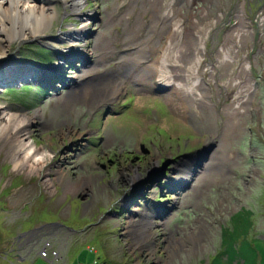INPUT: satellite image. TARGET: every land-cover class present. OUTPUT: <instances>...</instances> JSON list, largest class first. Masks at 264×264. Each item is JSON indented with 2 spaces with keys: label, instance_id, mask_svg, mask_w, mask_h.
Listing matches in <instances>:
<instances>
[{
  "label": "rangeland",
  "instance_id": "1",
  "mask_svg": "<svg viewBox=\"0 0 264 264\" xmlns=\"http://www.w3.org/2000/svg\"><path fill=\"white\" fill-rule=\"evenodd\" d=\"M46 1L54 19L40 37L11 41L3 67L38 60L36 47L58 55L72 39L85 58L43 88L31 74L0 80V109L37 113L24 135L50 154L30 173L14 167L9 137L0 139V239L51 240L66 264H264V0H173L168 19V0H82L74 10L70 0ZM83 21L86 35L68 38ZM176 21L183 70L174 77L208 31L195 98L153 73L177 40ZM111 79L123 84L113 101L61 109L76 87ZM19 224L17 236L3 230Z\"/></svg>",
  "mask_w": 264,
  "mask_h": 264
},
{
  "label": "bare ground",
  "instance_id": "2",
  "mask_svg": "<svg viewBox=\"0 0 264 264\" xmlns=\"http://www.w3.org/2000/svg\"><path fill=\"white\" fill-rule=\"evenodd\" d=\"M70 1H71L70 4H72L71 9L73 10L80 7L82 3V0H70ZM172 3L173 0H168L164 3L163 15L161 16V18L162 17L163 19L170 18L172 11L171 10ZM53 19H54V11L52 10L51 3L49 1L42 2L41 0L39 2V0H0V44H2L0 46V61H3L5 58H7V53H8L7 46L10 44L11 41H17L22 38L27 39L28 37L30 38L40 37L38 35L43 34V32L48 28V26L50 25ZM85 21H90L89 17H87ZM85 21L82 22L83 29L78 33L75 32L76 34L70 33L68 38L71 39L74 38L72 37V35L75 37H84L86 35V32H84V30L87 27V25H85L86 23ZM182 33L183 30H182L181 22L180 21L174 22L172 25V29L169 32V35H173L174 38H176L177 40L176 42H173V39L169 38L167 42V46L166 47L163 46L164 47L162 49L164 50L163 54L158 59V61H156L155 64L156 68L154 69L153 73H155L156 75V81L162 83L163 86L176 90L178 93L183 94L185 97L195 98L194 96H196L197 93L196 87L200 82V77L198 76L199 68L202 62L200 55L203 52L202 50L204 48V42L206 40L205 38L208 31L204 32L203 36L202 37L200 36L198 38L199 48L195 52L193 63L190 66H188L186 69H184V76L176 75V77H174L172 75V69L174 70L176 68L180 72H182L183 70V68H181L180 66V63L178 62L179 59L178 56L180 53L179 49H181L179 44ZM73 40L75 39H72V41ZM69 42L71 44V41ZM75 45H72L71 47L73 48ZM147 47L142 48L140 52L143 53V55H145L146 57H149L151 56V51H153V49L151 48L147 49ZM222 53H223V58L221 62L230 63L231 50L223 49ZM63 56L64 55H62V57ZM57 57H60V55L58 54ZM0 63H5V62H0ZM68 65L70 66L73 64L70 63ZM7 66L8 65H6L5 67ZM124 70L126 69L123 68L122 72ZM34 72H31L30 70L28 72L27 71L25 72L19 70L18 67H15V70L12 71V65H10L3 73V75L5 76H2L6 78H0V80L27 82L26 79L31 78V75L35 76V74H39V73L45 74L43 72H39L35 70ZM146 72L150 74V71L147 70ZM36 78L37 77H35V79ZM175 80H177L178 82H175ZM114 81L115 80L113 79L111 82L104 81L99 85L85 84L80 88L76 87L75 89L76 92H73L72 90L71 92L65 95L63 101H61L60 104L61 109L72 107L74 104L77 105V103H82V101L85 100V98H88V100L92 102L91 104L93 103L95 104L97 101H100L99 103H101L102 101L104 102L105 100L113 101L118 96L117 94L118 91H121L123 88V84L121 82L120 83L117 82L115 86ZM139 81H141V79H139ZM37 117L38 114L35 112L32 116H30V115H20L19 113H14V112H8V110L2 108L0 109V139L9 137L8 139L12 144L11 146L14 148L13 151L14 167L15 168L28 167L30 173H35L37 170L40 171L42 169V166L45 163H47L48 162L47 160L50 158V154L44 152V150H40V149L39 151L36 150L35 146L31 144L27 135H24V133L28 129V126L32 123V121L36 120ZM28 161H31L32 165L28 166L27 164ZM203 162H204L203 160L200 161V163H202L203 166H200L198 169L204 168ZM197 167L198 166H196V168ZM193 173H195L193 177L194 179L198 175V172L195 171ZM186 178L189 179V177ZM190 179H192V177H190ZM173 183H175V181H173ZM147 240H143V242L144 241L146 242Z\"/></svg>",
  "mask_w": 264,
  "mask_h": 264
},
{
  "label": "crops",
  "instance_id": "3",
  "mask_svg": "<svg viewBox=\"0 0 264 264\" xmlns=\"http://www.w3.org/2000/svg\"><path fill=\"white\" fill-rule=\"evenodd\" d=\"M26 233L20 237V238H15L12 240V243L9 244V242L7 243V251H3L0 245V260L5 261L7 258L3 259V255L9 252L14 251V255H12V257H10V259H12V261L10 263L7 262H2V264H14V261L17 260L18 264H37L38 261L40 262V264H66V262L68 261L65 257H63V252L61 250H58V246L55 243L53 244L52 249L57 251L58 256L56 258H48L47 260H43L40 259L37 255V250H35L34 252L32 251V248L34 247V245L32 246V240L33 237H27L25 236ZM46 241V240H45ZM38 242H40L39 240L36 242V244H38ZM25 243V244H23ZM41 243V242H40ZM39 243V244H40ZM38 244V248L41 247V244ZM51 250V247L50 249Z\"/></svg>",
  "mask_w": 264,
  "mask_h": 264
},
{
  "label": "clouds",
  "instance_id": "4",
  "mask_svg": "<svg viewBox=\"0 0 264 264\" xmlns=\"http://www.w3.org/2000/svg\"><path fill=\"white\" fill-rule=\"evenodd\" d=\"M37 45H39V46H41V47H44L43 45H40V44H37ZM73 44L71 43V45H70V47L72 46ZM69 47V48H70ZM48 48V50L51 52H49V55L51 56V58H53V57H55V56H57L49 47H47ZM44 49H46V48H44ZM47 50V49H46ZM64 51H66V50H64ZM58 54H60V56H62V55H64L63 53H62V51H60V52H58ZM10 57H14V56H10ZM9 57V58H10ZM8 58V57H7ZM7 58H5L3 61H0V62H7L8 61V59ZM83 58H85V56H84V54L82 55V59ZM45 61H48V60H44V59H38V60H35L33 63H30V64H35V65H40V66H44L45 65ZM10 65V64H9ZM8 65V66H9ZM7 66V67H8ZM15 66L16 65H12V69H14L15 70ZM7 67H3V65H2V63H0V68H2V69H7ZM21 70H23V68L21 69ZM31 71V70H30ZM43 71H46V70H41V71H39V72H43ZM31 72H34V71H31ZM43 73H45V72H43ZM59 74H61V75H58V76H62L64 73H60V71H59ZM36 76H37V78L35 79V81L37 82V83H41V84H45V82H47V81H44V80H50V79H52L53 77H58V76H48V74L47 73H45V74H42V73H39V74H35ZM35 76V77H36ZM0 78H2L1 76H0ZM4 78H6V77H4ZM57 80H59V78L57 79ZM57 80H55V81H57ZM165 167H166V165H165ZM169 169H163L162 170V174H163V176H165V174H166V172L168 171ZM186 170V169H185ZM170 179H172V178H168V180H170ZM42 249H45L46 250V252L48 253V258H56L57 256H58V254L56 253V255H52L53 253H55V252H53V251H50L49 250V247L48 246H46V248L44 247V248H42ZM41 249V250H42ZM40 250V251H41ZM40 251H39V253H40ZM15 253H13L12 255H14ZM11 255V256H12ZM40 258V257H39ZM47 258V259H48ZM40 259H43V258H40ZM47 259H43V260H47Z\"/></svg>",
  "mask_w": 264,
  "mask_h": 264
},
{
  "label": "trees",
  "instance_id": "5",
  "mask_svg": "<svg viewBox=\"0 0 264 264\" xmlns=\"http://www.w3.org/2000/svg\"><path fill=\"white\" fill-rule=\"evenodd\" d=\"M37 49H38V51H40L41 52V54L40 55H37V57H40L39 59L41 60V59H44V60H51L52 58H51V56L50 55H43V53L44 52H46V50L44 49V48H39V47H36ZM46 57V58H45ZM24 222V221H23ZM3 230L5 231V233L6 232H8V233H6L7 235H10V236H12V237H14V233H13V230L15 231V232H17V235L18 234H21L22 232H23V230H22V227L20 226V224L17 226V225H15L13 228H11V229H9V228H4L3 227ZM17 235H15V236H17ZM39 240V236H34L33 237V239L32 240H30V241H32L31 243H32V246L34 245V247L32 248V251L34 252L35 250H37V254H38V252L42 249V248H46V246H48L49 247V249H50V247H51V250L50 251H53V252H55V254L57 253V251H55V250H53L52 249V247H53V244L52 243H54L53 241H49V240H46V241H41V240H39L40 242H38V244L40 243L41 244V247L40 248H38L37 246H38V244H36V242ZM7 243L8 242H6V243H4V240H1L0 239V245H1V248H2V250L3 251H7ZM39 244V245H40Z\"/></svg>",
  "mask_w": 264,
  "mask_h": 264
},
{
  "label": "water",
  "instance_id": "6",
  "mask_svg": "<svg viewBox=\"0 0 264 264\" xmlns=\"http://www.w3.org/2000/svg\"><path fill=\"white\" fill-rule=\"evenodd\" d=\"M63 61V60H62ZM15 65H17V66H19L20 68H19V70H21L22 68H27V69H29V70H31V71H34V70H39V71H41V70H46V71H51L52 69H53V67H44V66H40V65H35V64H30V63H28V62H19V64H17V63H15ZM6 71V69H2L1 68V71H0V76L2 77V76H5V75H3V73ZM12 71H14L13 69H12ZM2 74V75H1ZM2 78H4V77H2ZM35 80H33V82H34ZM23 84H27L28 85V83H21V84H17V82L14 84L16 87H18V86H20V85H23ZM34 85H37V86H39V87H41V88H43V84H41V83H37L36 81H35V83H34ZM45 88H49V85H46L45 86ZM26 233V232H25ZM25 233H22L21 235H19V236H17L16 238H20V237H22ZM14 253V251H12V252H9V256L10 257H12L11 256V254H13ZM4 256V258H6V254H4L3 255Z\"/></svg>",
  "mask_w": 264,
  "mask_h": 264
},
{
  "label": "built area",
  "instance_id": "7",
  "mask_svg": "<svg viewBox=\"0 0 264 264\" xmlns=\"http://www.w3.org/2000/svg\"><path fill=\"white\" fill-rule=\"evenodd\" d=\"M52 255H56L55 253H53ZM39 256L40 258H43V259H47L49 256H48V253L46 252L45 249H42L39 253Z\"/></svg>",
  "mask_w": 264,
  "mask_h": 264
}]
</instances>
